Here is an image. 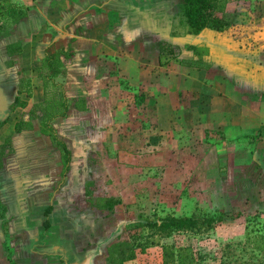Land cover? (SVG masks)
<instances>
[{"label": "crops", "instance_id": "1", "mask_svg": "<svg viewBox=\"0 0 264 264\" xmlns=\"http://www.w3.org/2000/svg\"><path fill=\"white\" fill-rule=\"evenodd\" d=\"M9 1L25 14L0 37V191L20 187L23 207L1 206L12 201L0 192L1 233L8 227L9 234L22 233L33 220L49 229L56 207L67 204L69 218L77 203L109 214L115 231L121 226L112 225V210L91 205L99 198L134 203L146 173L168 168L174 148L184 164L189 153L182 145L209 130L223 131L234 147L263 132L264 102L241 94L261 86L263 71H247L249 60L225 31L174 32L173 0ZM161 42L183 58L193 57L187 45L206 46L209 67L160 65ZM11 44L20 52L8 53ZM202 88L208 91L204 105L180 98ZM56 89L68 100L67 110L46 126L47 96ZM41 124L70 150L64 172V150Z\"/></svg>", "mask_w": 264, "mask_h": 264}, {"label": "rangeland", "instance_id": "2", "mask_svg": "<svg viewBox=\"0 0 264 264\" xmlns=\"http://www.w3.org/2000/svg\"><path fill=\"white\" fill-rule=\"evenodd\" d=\"M179 2L173 0L174 32L183 31L177 14ZM223 14L230 20L223 32L235 49L244 51L249 60L247 71L253 75L255 70L263 71L258 78L261 86L247 87L241 94L264 102V0H227ZM3 54L0 45V62ZM248 76L254 77L243 78ZM207 92L202 88L180 98L195 97L197 104L204 105ZM262 129L248 135L237 148L223 131L209 130L203 139L182 145L189 153L184 164L174 148L168 168L158 167L154 174H145L148 180L135 189L134 203H118L116 210L113 207L110 211L115 214L112 225L121 226L115 231L108 221L109 214L82 210L86 205L80 203L71 206L75 211L69 218L67 204L56 207L49 229H38L37 220L18 234H9L8 227L6 234L0 232V264H110L109 245L129 239L134 232L153 235L149 228H136L130 222L173 214L208 216L218 221L201 230L174 231L169 236L154 234L157 245L147 247L145 252L137 250L136 257L122 264H162L161 245L166 243L192 248L195 258L191 264H264V250L254 249L251 242L254 235H264V126ZM155 141L162 145L159 136ZM15 174L19 178V173ZM0 192L12 201L1 206L20 212V187L2 188Z\"/></svg>", "mask_w": 264, "mask_h": 264}, {"label": "trees", "instance_id": "3", "mask_svg": "<svg viewBox=\"0 0 264 264\" xmlns=\"http://www.w3.org/2000/svg\"><path fill=\"white\" fill-rule=\"evenodd\" d=\"M0 37L9 33L12 24L16 23L24 14L25 7L16 6L9 0H0ZM177 13L181 17V23L184 34H199L203 29H211L217 32L225 30L230 25V20L223 14L227 0H180ZM160 48V65H167L173 62L182 64L183 66L193 67L197 69L208 68L209 63L205 60L209 56V48L206 46L187 45V51L192 52L193 57L183 58L180 56L181 51L175 48L172 44L161 42ZM8 53L20 52L15 48L14 44L6 47ZM50 97L47 96L48 105L44 108L47 126V121L55 116H63L67 110L68 100L63 96L61 89H56ZM46 99V98H45ZM4 101L0 93V108ZM15 104H19L18 99H15ZM44 124V122H43ZM41 124V132L51 137L53 143L64 150L63 158V172L66 170L69 161L70 150L67 149L65 144L55 137L51 128L44 127ZM16 131L20 127L15 128ZM50 131V132H49ZM100 203L91 204L99 209L112 210L116 204L120 203L119 199L113 197L99 198ZM218 219L208 216H199L195 214L180 216V215H167L158 217L157 219H143L132 221L130 226L139 228L147 227L153 235H140L134 232L130 235L129 239L112 243L109 250L108 261L110 264H122L125 260H131L136 257L137 250L145 252L149 246L158 244V239L154 234H163L164 236L171 235L174 231L185 230H201L204 228L212 227ZM252 247L256 250H264V235L256 234L251 238ZM163 249L162 264H191L194 261V253L192 248L188 246L175 245L174 243H166L161 245ZM248 264H257L249 262Z\"/></svg>", "mask_w": 264, "mask_h": 264}]
</instances>
